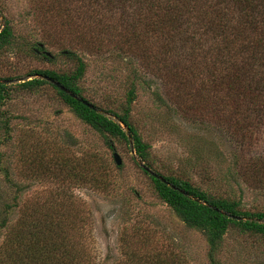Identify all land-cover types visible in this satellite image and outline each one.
Listing matches in <instances>:
<instances>
[{"label":"rangeland","instance_id":"374dc122","mask_svg":"<svg viewBox=\"0 0 264 264\" xmlns=\"http://www.w3.org/2000/svg\"><path fill=\"white\" fill-rule=\"evenodd\" d=\"M114 6L99 12L93 0H0L1 25L9 21L15 35L14 47L0 53V81L7 82L0 102V209L10 207L0 246L25 214L43 228L58 226L94 264H150L158 256L167 264H264V237L230 227L211 251L203 233L157 197L131 145L83 123L51 86L20 87L35 70L73 71L63 57L72 52L86 65L83 96L99 111L121 113L134 88L131 120L150 145L156 172L214 193L228 189V179L242 195V211L264 213V189L237 180L238 165L234 178L225 176L234 157L264 156V129L248 148L230 142L235 111L223 104L220 83L205 77L203 64L216 55L211 41L197 43L203 49L190 58L189 74L177 78L158 61V45L144 38L129 46L125 32H106L123 19L120 3Z\"/></svg>","mask_w":264,"mask_h":264},{"label":"trees","instance_id":"16d2710c","mask_svg":"<svg viewBox=\"0 0 264 264\" xmlns=\"http://www.w3.org/2000/svg\"><path fill=\"white\" fill-rule=\"evenodd\" d=\"M93 2L99 6V12L107 11L111 6L115 7L114 4L120 3L123 19L119 24L107 26L106 32L114 29L125 32L126 44L129 46L132 42L135 44V39L145 41L144 38L158 45L160 49L158 61L162 67L171 66L172 71L174 69L173 75L180 79L189 74L187 64L192 60L190 58L203 49L198 44H207L211 41L216 55L213 61L203 64L206 67L205 77L212 84L220 83L226 96L223 104L225 103L230 111H235L234 123L227 129L233 131L230 142L233 141L234 147L236 145L245 149L252 145L254 136L262 134L264 0H93ZM148 33L151 36H147ZM14 43L13 26L11 28L7 20L1 25L0 20V53L11 45L14 47ZM34 47L39 48V52L43 50L41 45ZM48 56L46 55V58ZM63 57L75 64L73 71L57 73L51 70H35L30 76L31 80L25 81L20 87L35 90L43 85L51 86L61 101L83 123L99 133L131 145L137 160L140 161L137 165L140 168L144 165L168 184L141 168L150 178L157 197L169 206L185 225L202 232L211 251L217 249L218 241L230 227L237 229L240 234L264 237V213L242 211V195L230 187L228 179L223 180L228 189L222 193H214L194 185L187 178L174 174L162 175L153 169L150 145L143 140L140 131L131 120V103L135 98L133 87L127 93L126 106L121 113L101 112L85 99L83 89L79 86L86 70L83 59L72 52H65ZM50 59L48 57V60ZM43 78L54 81L67 92L61 91ZM5 90L6 85L1 83L0 102L3 101ZM71 94L76 98L71 97ZM80 100L91 104L94 109L83 105ZM3 124L6 126L7 122ZM108 146L112 148L110 144ZM245 162H237L234 157L227 167L225 176L234 178L232 172L238 165L240 178L237 180L247 183L250 187L264 189V156ZM8 206L0 209V233L7 227V214L10 209ZM66 238L58 226L46 223L43 228L35 221H27L24 214L18 223L12 225V238L4 240L0 246V264H94L93 258L85 254L81 243L79 248L69 246ZM155 258L150 264H167L160 256Z\"/></svg>","mask_w":264,"mask_h":264},{"label":"water","instance_id":"95a60500","mask_svg":"<svg viewBox=\"0 0 264 264\" xmlns=\"http://www.w3.org/2000/svg\"><path fill=\"white\" fill-rule=\"evenodd\" d=\"M47 56H48V54H47ZM43 79L49 81L52 85L56 86V87L59 88L61 91L67 92L63 87H61L59 84L55 83L54 81L49 80V79H47V78H43ZM1 83L4 84V83H7V82H1V81H0V84H1ZM70 96L73 97V98H76V96H74V95H72V94H71ZM80 101L83 103V105L87 106L88 108H90V109H94V107H93L91 104L87 103L86 101H82V100H80ZM125 131L128 132L127 129H125ZM128 140H129V142L131 143L130 136H128ZM113 159H114L115 164H116L117 166H120V165L122 164V161H121L120 157L118 156V154L114 153V154H113ZM141 168H142L144 171H146L148 174H150L151 176H153V177L159 179V180H160L161 182H163V183H166L164 179H162L160 176L156 175L154 172H152L151 170H149V169H148L147 167H145L144 165H142ZM166 184H167V183H166ZM167 185H168V184H167ZM173 188H174V187H173ZM182 193H183V192H182Z\"/></svg>","mask_w":264,"mask_h":264}]
</instances>
